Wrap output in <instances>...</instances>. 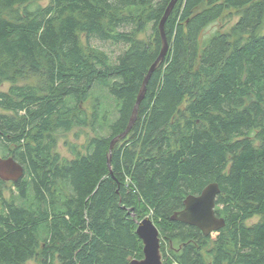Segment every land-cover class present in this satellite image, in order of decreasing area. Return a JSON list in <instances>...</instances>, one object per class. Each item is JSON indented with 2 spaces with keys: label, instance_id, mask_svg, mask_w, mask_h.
<instances>
[{
  "label": "trees",
  "instance_id": "16d2710c",
  "mask_svg": "<svg viewBox=\"0 0 264 264\" xmlns=\"http://www.w3.org/2000/svg\"><path fill=\"white\" fill-rule=\"evenodd\" d=\"M172 1L0 0V264H132L148 216L164 264H264V0H178L150 74ZM211 183L206 236L172 216Z\"/></svg>",
  "mask_w": 264,
  "mask_h": 264
},
{
  "label": "water",
  "instance_id": "95a60500",
  "mask_svg": "<svg viewBox=\"0 0 264 264\" xmlns=\"http://www.w3.org/2000/svg\"><path fill=\"white\" fill-rule=\"evenodd\" d=\"M177 1L178 0H173L171 2L164 19L161 22L160 30L164 37L165 47L159 59L152 65L150 74L154 71L160 60L166 54L167 40L165 38V22ZM115 141L116 139L112 142V146L115 144ZM24 173V166L15 160L14 157L5 158L0 156L1 179L16 182L24 176ZM220 191L221 189L218 183H211L202 191L201 194L189 195L184 202V209L177 211L172 216V219L196 226L201 229L206 236L219 231L226 225L225 219L216 214V200ZM138 226V235L144 243V258L135 259L132 264H164L161 253L160 230L157 225L154 223L152 218L148 216L140 221Z\"/></svg>",
  "mask_w": 264,
  "mask_h": 264
},
{
  "label": "rangeland",
  "instance_id": "374dc122",
  "mask_svg": "<svg viewBox=\"0 0 264 264\" xmlns=\"http://www.w3.org/2000/svg\"><path fill=\"white\" fill-rule=\"evenodd\" d=\"M236 20L237 17L232 22L235 23ZM232 22L229 23V26ZM229 26H226L225 30H227ZM218 28H220V23L211 24L210 26L205 28L201 35L202 40L208 39ZM141 37L145 36L143 35ZM91 41L94 45L99 46L100 48L109 52L114 58L127 48V46L122 43L115 44L111 41H101L98 39H92ZM0 112H2L1 108ZM91 136H93V132L90 128L87 127H75L68 132L60 133L57 138V146L55 151L60 154L63 159H72L75 157L76 153L84 150V147ZM30 264L34 263L31 262Z\"/></svg>",
  "mask_w": 264,
  "mask_h": 264
}]
</instances>
